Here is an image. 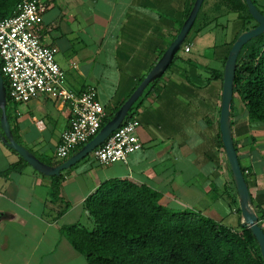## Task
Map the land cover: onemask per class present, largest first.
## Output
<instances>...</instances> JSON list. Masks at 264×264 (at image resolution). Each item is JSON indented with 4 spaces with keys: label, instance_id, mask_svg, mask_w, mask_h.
I'll list each match as a JSON object with an SVG mask.
<instances>
[{
    "label": "crops",
    "instance_id": "crops-1",
    "mask_svg": "<svg viewBox=\"0 0 264 264\" xmlns=\"http://www.w3.org/2000/svg\"><path fill=\"white\" fill-rule=\"evenodd\" d=\"M193 2L51 0L42 16L40 42L56 49L65 89L78 94L94 88L106 117L168 48ZM252 2L264 13V0ZM195 21L182 46L189 51L180 48L181 56L133 113L141 148L125 163L100 165L90 153L59 175L60 200L54 202L49 196L52 177L27 164L13 170L20 158L0 140V264H86L60 229L90 224L84 206L112 180L146 186L168 197L173 209H191L228 228L241 226L237 195L219 145L222 85L211 78V70L223 71L240 22L224 0H203ZM228 25L229 38L211 50L216 68L196 64L190 54L197 38ZM10 111L11 129L36 158L59 165L78 151L63 160L54 157L71 118L69 105L43 96ZM229 118L252 209L264 232V125L249 122L237 100Z\"/></svg>",
    "mask_w": 264,
    "mask_h": 264
},
{
    "label": "trees",
    "instance_id": "trees-1",
    "mask_svg": "<svg viewBox=\"0 0 264 264\" xmlns=\"http://www.w3.org/2000/svg\"><path fill=\"white\" fill-rule=\"evenodd\" d=\"M18 1L0 0V20L11 15ZM224 3L236 13L240 22L229 42V52L236 38L254 28L256 23L248 14L243 0H224ZM190 9L186 11V16ZM194 26L195 23L192 28ZM177 59L175 56L168 68ZM211 71V78L222 84V71ZM158 80L147 87L131 108L126 121L133 118L134 111ZM3 83L6 90L5 114L10 124V102L5 79ZM233 100L240 103L249 122L264 125V32L246 42L239 51L233 80ZM122 104L104 118L102 125ZM10 131L14 141L21 145L11 127ZM2 137L0 127V140ZM219 145L222 147L221 142ZM39 160L47 165H57ZM25 164L20 158V163L12 169L18 170ZM241 170L245 178V171ZM60 180L61 176L51 178L49 196L54 202L60 200ZM93 197L84 206L91 220V230L79 224L60 229V234L74 251L85 258L86 264H264L256 240L247 228L240 225L235 229L228 228L191 209H173L168 206V197L146 186L112 180L102 185Z\"/></svg>",
    "mask_w": 264,
    "mask_h": 264
},
{
    "label": "built area",
    "instance_id": "built-area-1",
    "mask_svg": "<svg viewBox=\"0 0 264 264\" xmlns=\"http://www.w3.org/2000/svg\"><path fill=\"white\" fill-rule=\"evenodd\" d=\"M50 1L19 0L11 15L0 20V74L13 105L50 96L70 106L71 118L54 150L55 159L63 160L98 133L105 110L94 88L78 94L65 89L64 73L55 61L56 49L41 44L40 25ZM188 51L189 47L184 46L183 52ZM138 125L134 118L125 120L91 152L95 161L100 165L125 163L130 154L141 148L136 136Z\"/></svg>",
    "mask_w": 264,
    "mask_h": 264
},
{
    "label": "water",
    "instance_id": "water-1",
    "mask_svg": "<svg viewBox=\"0 0 264 264\" xmlns=\"http://www.w3.org/2000/svg\"><path fill=\"white\" fill-rule=\"evenodd\" d=\"M243 1L246 4L248 14L256 23V26L240 34L232 44L227 54L222 71L219 131L221 144L237 195L239 212L241 216V227L247 228L255 238L261 258L264 262V232L258 223V217L252 209L251 197L233 145L229 118L230 107L233 100L235 65L239 51L246 42L264 32V15L253 4L252 0ZM202 2L203 0H194L189 14L181 25L176 37L163 52L161 57L157 60L150 71L146 74V76L142 79V81L138 84V86L134 89V91L130 94V96L116 110L113 116L101 126L98 133L91 140L85 143L74 155L70 156L57 166H50L43 163L32 153L14 141L10 131V125L5 114L6 90L2 76L0 74V127L3 132V137L1 138L3 145L12 149L33 170L47 177H58L63 171L73 167L77 162L85 158L94 149L103 144L105 140L120 127V125L129 115L133 105L143 95L147 87L152 82L162 77L168 66L171 64L173 58L178 53L180 47L184 43L188 33L190 32Z\"/></svg>",
    "mask_w": 264,
    "mask_h": 264
},
{
    "label": "rangeland",
    "instance_id": "rangeland-1",
    "mask_svg": "<svg viewBox=\"0 0 264 264\" xmlns=\"http://www.w3.org/2000/svg\"><path fill=\"white\" fill-rule=\"evenodd\" d=\"M231 30V26H225L224 29H215L212 31H207L205 34L197 38L196 40V48H193L191 51L190 56L196 60V64L200 65H208L211 68H216V64L214 63V60L212 59V47L218 46L227 40L229 38V33ZM190 39V38H188ZM192 39V38H191ZM202 47V50H201ZM183 48V47H182ZM198 49V50H196ZM181 49L176 54V57L181 56ZM199 54V55H198ZM13 104L9 103L8 108L9 112H11ZM94 198V197H93ZM92 198V199H93ZM86 230H91L92 226L91 224H84L83 225Z\"/></svg>",
    "mask_w": 264,
    "mask_h": 264
}]
</instances>
